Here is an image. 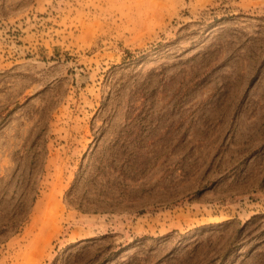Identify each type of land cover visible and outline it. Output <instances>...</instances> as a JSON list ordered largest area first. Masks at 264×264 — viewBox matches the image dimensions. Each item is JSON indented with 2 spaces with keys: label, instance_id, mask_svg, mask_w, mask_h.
<instances>
[{
  "label": "rangeland",
  "instance_id": "rangeland-1",
  "mask_svg": "<svg viewBox=\"0 0 264 264\" xmlns=\"http://www.w3.org/2000/svg\"><path fill=\"white\" fill-rule=\"evenodd\" d=\"M0 264H264V0H0Z\"/></svg>",
  "mask_w": 264,
  "mask_h": 264
}]
</instances>
